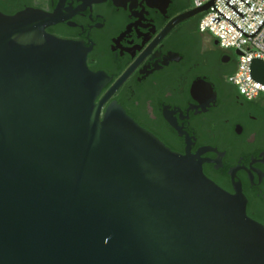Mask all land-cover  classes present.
<instances>
[{
  "label": "water",
  "instance_id": "water-1",
  "mask_svg": "<svg viewBox=\"0 0 264 264\" xmlns=\"http://www.w3.org/2000/svg\"><path fill=\"white\" fill-rule=\"evenodd\" d=\"M58 21L0 11V264H264V226L241 190L222 189L116 100L104 108L128 72L97 99L106 78L83 43L46 32ZM251 74L264 83V62ZM191 92L215 97L203 79Z\"/></svg>",
  "mask_w": 264,
  "mask_h": 264
},
{
  "label": "flooded vegetation",
  "instance_id": "flooded-vegetation-1",
  "mask_svg": "<svg viewBox=\"0 0 264 264\" xmlns=\"http://www.w3.org/2000/svg\"><path fill=\"white\" fill-rule=\"evenodd\" d=\"M8 1L15 12L57 14L45 30L83 43L88 68L106 78L97 99L128 72L104 108L116 100L171 150L196 155L210 180L231 194L241 190L247 215L264 226V96L248 102L226 80L237 53L199 31L202 13L165 31L190 0ZM202 79L211 100L191 92Z\"/></svg>",
  "mask_w": 264,
  "mask_h": 264
},
{
  "label": "built area",
  "instance_id": "built-area-1",
  "mask_svg": "<svg viewBox=\"0 0 264 264\" xmlns=\"http://www.w3.org/2000/svg\"><path fill=\"white\" fill-rule=\"evenodd\" d=\"M209 1L192 0V8ZM201 13L199 31L212 35L221 48L239 53L227 81L247 100L264 95V83L251 74L253 60L264 62V0H213Z\"/></svg>",
  "mask_w": 264,
  "mask_h": 264
},
{
  "label": "trees",
  "instance_id": "trees-1",
  "mask_svg": "<svg viewBox=\"0 0 264 264\" xmlns=\"http://www.w3.org/2000/svg\"><path fill=\"white\" fill-rule=\"evenodd\" d=\"M186 8H189L191 9L192 8V0H190V3L188 5H183L182 6V9H186ZM0 11H2L3 13H6V14H13L15 12V10L12 8V6L10 5L9 1L8 0H0ZM202 18V14L199 18V21H198V25H199V22ZM237 67V66H236ZM236 70V68L232 71H230L227 76H226V80L228 78V76H230L234 71ZM235 87V86H234ZM236 88V87H235ZM237 90V88H236ZM237 92L239 93V91L237 90ZM240 94V93H239ZM241 95V94H240ZM242 96V95H241ZM261 96H264V95H260L259 97ZM257 97V98H259ZM246 101L250 102V101H253V100H247L246 98H244Z\"/></svg>",
  "mask_w": 264,
  "mask_h": 264
}]
</instances>
